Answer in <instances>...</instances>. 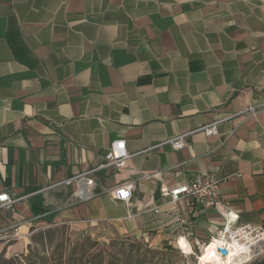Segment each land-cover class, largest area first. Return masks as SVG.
I'll return each mask as SVG.
<instances>
[{"label": "crops", "instance_id": "obj_1", "mask_svg": "<svg viewBox=\"0 0 264 264\" xmlns=\"http://www.w3.org/2000/svg\"><path fill=\"white\" fill-rule=\"evenodd\" d=\"M263 95L264 0H0V195L17 200L0 211V255L61 225L194 249L222 216L182 202V225L160 189L198 175L234 177L225 201L264 228V109L244 114ZM217 121L216 137L162 145ZM116 141L133 157L99 171L89 200L78 184L52 188L103 164ZM127 181L129 205L112 196Z\"/></svg>", "mask_w": 264, "mask_h": 264}, {"label": "built area", "instance_id": "obj_2", "mask_svg": "<svg viewBox=\"0 0 264 264\" xmlns=\"http://www.w3.org/2000/svg\"><path fill=\"white\" fill-rule=\"evenodd\" d=\"M263 109L264 95L259 106L249 107L244 114L255 117L258 112ZM220 122L221 121H217L188 133L179 134L176 137L165 141L162 145H170L174 151L184 150L188 146V140L197 133H202L209 138L216 137L218 135L217 128ZM125 144V141L114 142L110 146L103 164L75 178L59 182L53 185L52 188L78 184L79 189L75 196L82 201L89 200L90 195L86 188L95 185V177L99 171L112 168L116 170L124 169L127 166L128 161L133 157L127 152ZM233 178L234 177H229L225 180H220L210 174L198 175L193 181L177 185L174 188L162 185L160 192L164 199H168L167 204L175 207L176 218L182 225L185 223V220L177 209V205L182 202L186 203L192 210L198 207L215 209L222 216L224 222L216 238H211L207 243H203L202 245L196 244L194 249L188 242L192 248V256H196L197 260L204 247L208 248L213 242H217L219 245L216 249V256L222 261L227 260L229 257H234V253L232 254V251L235 249L234 247L240 246V253H245L241 255L247 254L248 257H244L243 261H239V264H264V228L249 224H241L239 215H234L229 204L223 197V186ZM134 189V183L127 181L116 186L112 190V196L115 201L129 205L133 198ZM16 203L17 200H13L8 193L0 195V211L3 209H10ZM153 212L156 215L162 213L160 207L156 208ZM158 230H161V226ZM185 239L187 240V238ZM179 242L180 241H178V243ZM222 250L227 251V254L223 255L221 252ZM181 253L185 258L191 256L186 255L183 251H181ZM196 253H199V255L197 256Z\"/></svg>", "mask_w": 264, "mask_h": 264}, {"label": "trees", "instance_id": "obj_3", "mask_svg": "<svg viewBox=\"0 0 264 264\" xmlns=\"http://www.w3.org/2000/svg\"><path fill=\"white\" fill-rule=\"evenodd\" d=\"M59 231L58 226L35 232L27 254L5 259L3 253L0 261L6 260L5 264H171L172 254L175 253L169 246L158 250L147 243L145 245L129 239L113 241L109 246L110 250H107L108 248H101L91 238H86L65 250V242L56 245L53 243ZM48 245L51 251L47 250Z\"/></svg>", "mask_w": 264, "mask_h": 264}, {"label": "rangeland", "instance_id": "obj_4", "mask_svg": "<svg viewBox=\"0 0 264 264\" xmlns=\"http://www.w3.org/2000/svg\"><path fill=\"white\" fill-rule=\"evenodd\" d=\"M60 231L56 233L55 235V242H53L55 245L59 244L60 242H65L64 243V248L65 250L70 249L72 247L73 244L78 243V242H82L84 241L86 238H91L92 241H95L97 243L100 244L101 248H108L107 250H110V245L113 241H121V240H132L134 242H141L145 245H147L143 240L141 239H136L133 237H126V236H118L112 233V231L108 228L105 227H93V228H89L87 229L84 233H79L80 231H76L73 230L72 226H68V225H61L59 226ZM47 250H52L51 247H47ZM95 250V249H94ZM175 253L172 254V261L171 264H198L199 259L197 260L196 256H188L187 258H185L181 251L174 249ZM28 253V250H27ZM27 253H23V254H27ZM197 256L199 255V253H196ZM18 255L21 254H17L14 255L11 258H14ZM200 256V255H199ZM198 256V258H199ZM5 259H8L5 257ZM6 260H2L0 261V264H5Z\"/></svg>", "mask_w": 264, "mask_h": 264}, {"label": "bare ground", "instance_id": "obj_5", "mask_svg": "<svg viewBox=\"0 0 264 264\" xmlns=\"http://www.w3.org/2000/svg\"><path fill=\"white\" fill-rule=\"evenodd\" d=\"M219 243L213 242L208 248L204 247L201 255L199 256V264H239V261H243V258H247L246 255H241L245 253H240V246H235L232 254L234 257H229L227 260L222 261L218 256H216V249ZM181 247L183 253L186 255H192V248L189 243L184 240L181 242Z\"/></svg>", "mask_w": 264, "mask_h": 264}, {"label": "water", "instance_id": "obj_6", "mask_svg": "<svg viewBox=\"0 0 264 264\" xmlns=\"http://www.w3.org/2000/svg\"><path fill=\"white\" fill-rule=\"evenodd\" d=\"M221 252H222L223 255L227 254V251H225V250H222Z\"/></svg>", "mask_w": 264, "mask_h": 264}]
</instances>
